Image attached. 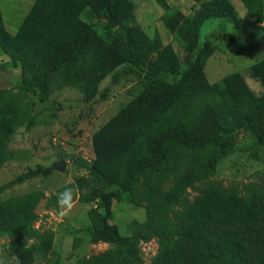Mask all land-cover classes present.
<instances>
[{"label":"trees","instance_id":"trees-1","mask_svg":"<svg viewBox=\"0 0 264 264\" xmlns=\"http://www.w3.org/2000/svg\"><path fill=\"white\" fill-rule=\"evenodd\" d=\"M156 1L183 50L181 59L159 33L151 37L136 23L134 6L127 0H34L14 34L4 27L0 13V49L14 66H34V76L45 89L53 78L60 79L78 84L84 99L91 100L101 80L123 65L143 82L140 92L92 134L95 156L87 173L58 193L69 187L100 197L106 217L112 213L110 202L125 192L144 202L147 219L139 231L143 239L157 243L148 264H264V182L240 189L189 173L191 151L208 145L223 151L234 137L221 123L215 102L199 107V100L213 96L216 88L204 71L215 47L209 39L199 43L200 26L210 18H225L239 28L244 20L227 0H204L191 16H183L166 0ZM240 1L247 18L256 23L264 19V0ZM93 18L104 20L103 33L89 21ZM29 30L35 32L26 39ZM211 35L227 45L232 39L226 33ZM251 73L264 86V61L254 64ZM239 80L234 73L223 83L241 111L253 157L264 141V96H256ZM29 107L24 95L0 90V168L12 158L7 144L26 122ZM27 121L29 126L32 119ZM217 158L213 155L205 167L213 169ZM50 170L40 164L29 168L0 185V191ZM188 185L196 194L186 193ZM57 194L47 201L60 208ZM45 197L34 189L0 200V237L11 238L17 264H31L37 254L53 250L54 234L34 226ZM98 233L119 236L106 219ZM79 264H120V252L107 248Z\"/></svg>","mask_w":264,"mask_h":264},{"label":"rangeland","instance_id":"rangeland-1","mask_svg":"<svg viewBox=\"0 0 264 264\" xmlns=\"http://www.w3.org/2000/svg\"><path fill=\"white\" fill-rule=\"evenodd\" d=\"M20 1L8 4L7 0H2L0 4L2 22L8 32H15L24 19L26 9L24 4L19 5ZM127 1L134 6L136 23L151 37L159 33L163 43L170 44L181 59L183 50L174 38V31L168 30L163 18L165 10L160 4L156 0ZM166 1L183 16H191L204 0ZM227 1L233 4L244 23L238 28L225 18H210L200 26L199 43L202 45L209 39L215 47L205 60L204 71L210 86L216 88L213 96L199 100V107L215 102L221 123L232 131L234 137L223 151L213 145L191 151L188 154L192 163L189 173L196 172L198 179H215L224 185L236 184L243 189L250 182H264V141L256 156L252 157L248 149L251 137L244 129L241 111L229 97L223 81L238 73L250 91L256 96H264L262 82L251 73L254 64L264 61V27L261 26L264 19L256 23L246 17V9L240 0ZM89 21L99 33H103V19ZM176 26L177 22L174 28ZM34 32L27 31L25 38L30 39ZM212 33L231 36L230 44L215 39ZM24 66L25 69L14 66L8 54L0 49V90L20 93L30 103L26 122L16 128L8 141L12 158L0 168V185L39 164L51 168L44 175L11 183L0 191V200L34 189L43 191L46 196L37 207L38 218L34 226L54 234L53 250L37 254L31 264H79L83 258L107 248L120 252V264L140 261L148 264L156 254L157 243L154 238L143 239L139 224L147 219L145 203L136 201L132 193L125 192L121 199H113L110 202L112 213L108 217L101 198L85 190L71 188L73 207L67 215H61L62 209L47 201L58 193V189L87 173L95 156L92 134L117 112L120 105L140 92L142 79L136 72L120 66L101 80L94 98L85 100L78 84H63L60 79L53 78L52 84L45 89L40 79L34 76V66L29 68L28 63ZM28 118L32 121L26 126ZM217 154L213 169L208 170L205 165ZM58 160L66 162L64 170L53 167ZM196 180L194 184H197ZM186 193L189 196L196 194L191 185L186 187ZM105 219L116 228L118 237L98 233ZM10 244V237H0V258L6 259L8 264H17Z\"/></svg>","mask_w":264,"mask_h":264},{"label":"clouds","instance_id":"clouds-1","mask_svg":"<svg viewBox=\"0 0 264 264\" xmlns=\"http://www.w3.org/2000/svg\"><path fill=\"white\" fill-rule=\"evenodd\" d=\"M264 27V25H261ZM57 203L62 209L61 215H67L73 207L72 189L65 187L64 191L57 194ZM0 264H8L6 259L0 258Z\"/></svg>","mask_w":264,"mask_h":264},{"label":"crops","instance_id":"crops-1","mask_svg":"<svg viewBox=\"0 0 264 264\" xmlns=\"http://www.w3.org/2000/svg\"><path fill=\"white\" fill-rule=\"evenodd\" d=\"M5 2H6V0H5ZM13 2L17 4V0H7L6 3H8V4H12ZM1 3H2V0H0V4H1ZM33 3H34V0H21V1H20V3H19L20 6H21L22 4L25 5V8H24V9H26V11H25L24 15H26V14L28 13V11L30 10V8H31V6L33 5ZM24 17H25V16H24ZM11 26H12V25H11ZM11 26H10V27H11ZM6 28H7V26H6ZM9 33L14 34L15 32H10V31H9Z\"/></svg>","mask_w":264,"mask_h":264},{"label":"water","instance_id":"water-1","mask_svg":"<svg viewBox=\"0 0 264 264\" xmlns=\"http://www.w3.org/2000/svg\"><path fill=\"white\" fill-rule=\"evenodd\" d=\"M66 162L64 160H58L54 162L53 167L58 170H64Z\"/></svg>","mask_w":264,"mask_h":264}]
</instances>
